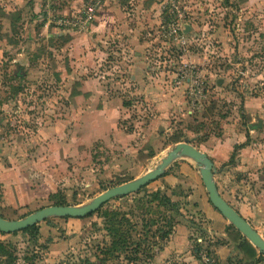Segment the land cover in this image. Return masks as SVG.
<instances>
[{"label":"rangeland","instance_id":"rangeland-1","mask_svg":"<svg viewBox=\"0 0 264 264\" xmlns=\"http://www.w3.org/2000/svg\"><path fill=\"white\" fill-rule=\"evenodd\" d=\"M33 2L0 0V214L85 203L188 141L212 159L220 194L264 238V0H178L180 35L168 36L161 14L140 43L118 30L83 54L66 44L78 28L57 23L78 8L63 13L67 0H39L34 11ZM47 21L65 36L43 29ZM30 22L34 43L22 65L14 60ZM207 202L198 165L179 157L89 215L0 232V264H206V253L217 264L213 238L198 229L209 224ZM239 255L222 264H264L263 253Z\"/></svg>","mask_w":264,"mask_h":264},{"label":"crops","instance_id":"crops-1","mask_svg":"<svg viewBox=\"0 0 264 264\" xmlns=\"http://www.w3.org/2000/svg\"><path fill=\"white\" fill-rule=\"evenodd\" d=\"M33 1L32 9L35 11L38 7L39 0ZM84 1L67 0L66 5L62 7L61 11L67 13L71 11L72 7L79 9V7L84 5ZM161 18L159 4L157 5L152 0H104L96 13L94 21L84 30L77 29L76 31H70L66 44H72L74 48L72 50L73 52L83 54L86 50L85 45L89 46L91 44L94 46L99 41L105 40L109 34L118 35V30L124 32L126 37L133 39L136 43H140L141 41L136 40L141 36L139 32L148 25L158 24ZM29 24L34 23L30 22ZM42 27L46 31L54 32L56 36H65L66 34L65 31L57 30L55 27L49 25L48 21ZM96 49L100 50L99 47ZM136 64L138 67H141L138 63ZM80 81L82 82V86L94 83L91 79H83ZM80 89L83 90V87ZM89 90L91 91V89ZM81 95V93H78L76 96L79 98ZM203 204L208 209L209 216L207 215V221H209V224L201 228L213 238L208 250L217 264H222V262L226 261L227 257L236 255L238 252L241 253L239 255L240 258L244 256L249 260L258 255L257 248L236 228L230 226L231 224H229L228 220L210 202ZM187 229V226L183 224H178L177 226V231L183 232V235L188 232ZM230 233L232 234L231 237L229 236ZM217 239H225L227 242L222 244L217 243ZM235 243L236 248L233 247Z\"/></svg>","mask_w":264,"mask_h":264},{"label":"water","instance_id":"water-1","mask_svg":"<svg viewBox=\"0 0 264 264\" xmlns=\"http://www.w3.org/2000/svg\"><path fill=\"white\" fill-rule=\"evenodd\" d=\"M184 31H187L189 26L185 24ZM29 39L24 46V51L21 56H16L15 62L27 65L29 63V53L32 49L30 44L34 43V28L32 24L29 25L27 36ZM18 73H21L18 71ZM18 93L13 94L12 97L17 98ZM12 98L8 100L12 103ZM187 157L193 160L198 165V170L208 194V199L211 204L221 213V215L228 220V222L236 228L246 239H248L260 253L264 254V238L251 225V223L244 218L233 206H231L220 194L214 180V173L216 167L212 159L203 151L188 141H179L175 143L166 155L161 158L160 162L143 173L142 175L130 179L128 181L113 185L106 188L104 191L92 197L89 201L82 204H51L38 208L20 218H5L0 215V232L11 233L38 223L48 217H83L91 214L97 210L107 200L116 197L124 196L128 193L139 190L148 182L154 180L166 170V168L177 158ZM251 261V260H250Z\"/></svg>","mask_w":264,"mask_h":264},{"label":"built area","instance_id":"built-area-1","mask_svg":"<svg viewBox=\"0 0 264 264\" xmlns=\"http://www.w3.org/2000/svg\"><path fill=\"white\" fill-rule=\"evenodd\" d=\"M103 1L104 0H85L82 8L78 9V12H75L74 18L64 16L63 18H59L57 23L63 26L66 24L69 26L72 25L74 28L77 27L78 30H84L94 21L96 13ZM153 1L160 5L168 36L176 37L180 35V32L183 31V23L180 21L182 14L179 10L178 0ZM198 240L200 241L201 238H198ZM206 255L207 253L203 254L202 257L204 262L209 264L210 260Z\"/></svg>","mask_w":264,"mask_h":264},{"label":"trees","instance_id":"trees-1","mask_svg":"<svg viewBox=\"0 0 264 264\" xmlns=\"http://www.w3.org/2000/svg\"><path fill=\"white\" fill-rule=\"evenodd\" d=\"M161 14H162V13H161ZM18 91H19V89H17L15 93H18ZM240 146H242V145L239 144V145L236 146V148H238V147H240ZM156 194H157V193H156ZM162 198L165 200L166 203H169L170 199H169L167 196H163ZM56 204H64V203L58 202V203H56ZM65 204H66V203H65ZM171 205L174 206V204H171ZM0 215H1V214H0ZM1 216H2V215H1ZM34 225H35V224H33V225H31V226H28V227L24 228L23 230H26V229H28V228H31V227H33ZM198 229L201 230L200 232H202V228L198 227ZM248 261H249V260H248ZM244 262H246V261H242V262L238 261V263H236V264H246V263H244ZM91 264H97V263L93 262V263H91Z\"/></svg>","mask_w":264,"mask_h":264},{"label":"flooded vegetation","instance_id":"flooded-vegetation-1","mask_svg":"<svg viewBox=\"0 0 264 264\" xmlns=\"http://www.w3.org/2000/svg\"><path fill=\"white\" fill-rule=\"evenodd\" d=\"M13 94H15V93H13ZM12 96H13V95H12ZM12 96H10V97L12 98V100H13V99H15V98H14V97H12ZM15 100H16V99H15Z\"/></svg>","mask_w":264,"mask_h":264}]
</instances>
